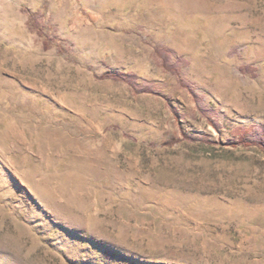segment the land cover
Here are the masks:
<instances>
[{
  "label": "rangeland",
  "instance_id": "rangeland-1",
  "mask_svg": "<svg viewBox=\"0 0 264 264\" xmlns=\"http://www.w3.org/2000/svg\"><path fill=\"white\" fill-rule=\"evenodd\" d=\"M263 125L264 0H0V264H264Z\"/></svg>",
  "mask_w": 264,
  "mask_h": 264
},
{
  "label": "trees",
  "instance_id": "trees-1",
  "mask_svg": "<svg viewBox=\"0 0 264 264\" xmlns=\"http://www.w3.org/2000/svg\"><path fill=\"white\" fill-rule=\"evenodd\" d=\"M32 18L33 17H31V19ZM38 34L42 35V32L40 30H38ZM156 50H157V52H159L160 54L163 55L164 65L167 66V63L170 61V55H169L170 53L167 50H164L163 48H156ZM181 60H183V59L179 58V61H181ZM169 67L171 70L172 69L174 70V68L172 66L169 65ZM101 77L107 78V79H112L115 81H122V82H132V80L136 79L135 74L132 72H111V71H108V72L104 73ZM142 91H152V90H151V88L143 87ZM262 127L264 128V125ZM240 141L242 143L249 144L247 142H244L245 140H243V139H238L236 142L234 141L233 143H239ZM261 143L262 142H258V144H261ZM168 144H170V143L168 142Z\"/></svg>",
  "mask_w": 264,
  "mask_h": 264
},
{
  "label": "bare ground",
  "instance_id": "bare-ground-1",
  "mask_svg": "<svg viewBox=\"0 0 264 264\" xmlns=\"http://www.w3.org/2000/svg\"><path fill=\"white\" fill-rule=\"evenodd\" d=\"M10 8V7H9Z\"/></svg>",
  "mask_w": 264,
  "mask_h": 264
}]
</instances>
